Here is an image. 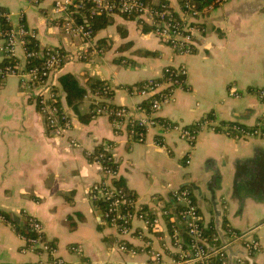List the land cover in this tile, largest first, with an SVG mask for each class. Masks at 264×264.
<instances>
[{
    "label": "crops",
    "instance_id": "1",
    "mask_svg": "<svg viewBox=\"0 0 264 264\" xmlns=\"http://www.w3.org/2000/svg\"><path fill=\"white\" fill-rule=\"evenodd\" d=\"M165 1L180 12L177 0ZM54 2L0 0V10L8 14L10 25L33 30L42 52L49 48L76 57L53 78L60 94L58 80L66 75L80 87L99 82L113 90L110 103L132 116L144 100L130 91L184 64L186 88L174 92L156 119L178 128L194 129L207 119L210 125L199 130L193 146L177 131L164 133L159 127L138 142L126 129L115 133L109 118H91L94 99L87 95L76 111L67 110L71 131L56 138L33 102L38 91L22 88L15 77H0V216L9 222H0V264L39 263L36 255L21 253L19 236L26 233L29 217L41 224L66 264H155L141 251L146 246L170 264L176 252L163 220L158 232L134 220L130 236L121 238L89 200V188L100 180L90 156L108 145L117 164L115 179L149 214L159 209L153 197L169 200L168 184L187 189L204 230L213 227L221 235L231 228L255 237L261 246L255 261L264 264V104L256 94L264 90V0H223L206 10L193 52L185 57H176L151 25L136 17L107 15L108 25L89 42L66 36L52 14ZM17 59L23 62L21 52ZM230 88L239 99L227 96ZM259 124L262 135L248 139H235L223 130ZM181 240L188 242L189 237ZM121 241L138 254L118 252ZM71 247L83 256L74 255Z\"/></svg>",
    "mask_w": 264,
    "mask_h": 264
},
{
    "label": "built area",
    "instance_id": "2",
    "mask_svg": "<svg viewBox=\"0 0 264 264\" xmlns=\"http://www.w3.org/2000/svg\"><path fill=\"white\" fill-rule=\"evenodd\" d=\"M40 0H28L31 4H37ZM182 3V16L176 18L173 14L162 6L159 10L152 9L149 4L141 2V0H78L76 9H81L85 2L94 4L95 9L99 13L122 14L126 16L144 17L149 19L155 25V33L163 41L168 42L172 48L180 50L183 54L191 51L192 36L198 32V23L208 7L203 11L196 9L191 0H180ZM222 1L217 0L216 4ZM72 0H55L52 6V14L55 19L62 22L61 27L66 33L77 35L84 41H91L92 34L85 24H78L75 21L73 12L70 11ZM0 18H4L8 22L9 28H0V56L3 60H16V53L21 50L24 59H34L37 57V51L27 50L26 44L36 39V34L19 24L17 26L10 25V19L7 13L0 10ZM64 25V27H63ZM64 32V33H65ZM62 56V55H61ZM58 52L44 51V60L38 66L27 68L23 75L28 79L27 86L36 84H44L47 74L58 64L61 63L64 56L61 57ZM17 61V60H16ZM18 61L14 67L4 66L0 68V77L4 78L11 75H19ZM170 69V68H168ZM165 69L163 73H169V77L164 80L150 82L140 87L138 96L144 98L149 104L148 112H145L141 106L135 108L133 114L136 119H128L130 112L124 108L109 109L107 105L101 106L96 111H91L96 116L107 115L112 122H117L118 125L123 121L129 124V138L142 142L145 138V133L149 128L157 125L154 114L166 103L171 100L172 93L175 89H181L185 85L187 76L186 69ZM231 97L239 99L240 95L234 88L229 89ZM103 94L106 95L107 88H103ZM47 95L41 94L36 97L37 108L43 116L47 129L52 136L63 137L72 129V122L65 114L58 116L56 107L57 94L46 91ZM257 97L261 104H264V90L256 91ZM100 95V96H102ZM98 93L93 94V98L98 100ZM106 97V96H105ZM104 103H107L106 101ZM132 114V115H133ZM56 115V119L54 118ZM120 119V120H119ZM140 128V132L133 130L134 126ZM209 120H203L197 124V128H178L177 126L167 123H159V128L164 132L177 131L181 139L189 143H193L200 129L208 127ZM214 130L213 125L210 126ZM261 124L255 129L246 131L236 125L224 127V133L234 137L235 139H248L254 136H260ZM104 150L109 154V158H104L103 155L93 158L92 163L99 168L100 180L92 185L88 190L89 200L93 203L102 202L106 204V209L103 212L104 218L108 226L114 228L121 238H126L131 234V224L134 220H140L153 232H158L161 220L167 218L169 211L161 204L158 198L153 197L152 202L159 206L156 215H149L143 207L137 204V199L133 194H124L122 190L112 186V180L117 178V168L114 169L104 167L103 163L107 160L114 162L111 152V146L104 147ZM170 198L174 203L182 209L178 212V223H184L185 234L189 237L187 250H182L179 244V229L171 226L169 230L172 247L176 254L170 264H259L255 261V257L261 252L259 241L255 237H246L245 235L228 228L221 235L212 237L209 241L204 238V228L201 223L197 207L193 202L190 193L187 190H177L171 186H167ZM0 222L9 225L5 217L0 216ZM26 233L20 235L19 238L23 243L21 253H31L39 258L38 264H66V262L57 255V249L46 240L41 224L33 217L25 220ZM179 226V225H178ZM118 252L130 256H136L138 251L136 248L129 247L124 241H121L117 246ZM229 250L235 252V256L229 257ZM70 251L79 257L83 255L77 248H70ZM155 264H164L161 256L148 246L141 250Z\"/></svg>",
    "mask_w": 264,
    "mask_h": 264
},
{
    "label": "trees",
    "instance_id": "3",
    "mask_svg": "<svg viewBox=\"0 0 264 264\" xmlns=\"http://www.w3.org/2000/svg\"><path fill=\"white\" fill-rule=\"evenodd\" d=\"M217 0H191L192 4L195 5L196 9L199 11H203L207 9L210 6H214L215 2ZM223 1V0H220ZM141 2L149 4V6L154 9V10H159L162 6L166 7L167 10H169L174 17L179 18L178 13H176L172 7L169 5V3L165 0H141ZM180 11L183 9L182 8V3L180 0H178ZM78 4V0H72V4L70 6V11L71 13L73 12V16L75 18V21L78 24H85L87 25L88 29L91 31L92 36L100 29L106 27L108 25L107 21V14L105 13H99L97 9H95L94 4L91 2H85L83 6H81V9H76L75 6ZM3 11V10H2ZM125 17V16H124ZM0 28L1 29H6L9 28L8 22L4 20V18H0ZM27 50L29 51H37L38 55L34 59H29L28 63L26 65L27 68H30L32 66H38L41 64L44 60V52H42L36 42L30 41L26 44ZM16 60L8 59V60H2L0 63V68L4 66H12L14 67ZM170 70V69H168ZM169 77V73H163V79L166 80ZM162 79V80H163ZM59 87L61 90V94L59 93L58 89L54 87L51 88V93L57 94V102H56V107L58 109V116H61L65 114L67 117L68 115V108L72 109L73 111H76L77 107L81 104L82 100L84 99L85 96L90 95L93 96V94L98 93V95H102L104 85L99 83V82H92L88 87H80L78 83L76 82L75 78L69 75L63 76L59 78ZM101 106H105L104 104H100ZM141 108L145 110V112H148L149 104L147 101H143L140 104ZM90 117L93 118L95 115L93 113L90 114ZM54 118L56 119V115H54ZM70 118V117H69ZM88 117L83 118L81 117L80 120L83 122L86 121ZM120 120V119H119ZM158 121V123H161L159 119H155ZM239 128H243L246 131L252 130V129H247L241 126H238ZM126 132L128 134L130 128L129 125L127 124L125 126ZM133 130L136 132H140V128L137 127L136 125L133 127ZM103 155L104 158L108 159L109 154L105 152L104 149L102 148H97L95 152L90 156V160L92 161L93 158H97L99 156ZM104 167L112 168L114 169L116 166L115 164L112 163V161L107 160L103 163ZM112 186L116 189H121L124 194H131L122 184L121 181L113 179L112 180ZM182 190H187V189H182ZM189 192V190H187ZM160 201H164V199L159 198ZM96 205H98L101 210L104 212L106 209V204L102 202H95ZM166 209L169 211V215L167 216L166 219H164V222L166 223V226L168 230H170L171 226H175L179 229V244L182 248V250L186 251L187 250V242H183L182 236H186L185 234V226L184 223L180 224L178 223V212L182 209L180 206L176 205L174 201L169 197V200L164 201ZM145 210V209H144ZM147 211V210H145ZM151 215V214H149ZM179 225V226H178ZM204 238L206 240H210L212 237L217 236V231L215 228L210 227L207 230H204L203 232Z\"/></svg>",
    "mask_w": 264,
    "mask_h": 264
},
{
    "label": "rangeland",
    "instance_id": "4",
    "mask_svg": "<svg viewBox=\"0 0 264 264\" xmlns=\"http://www.w3.org/2000/svg\"><path fill=\"white\" fill-rule=\"evenodd\" d=\"M178 1V0H177ZM33 5H36V4H33ZM115 14H118V13H115ZM109 15H113V14H109ZM119 15H121V16H125V17H130V18H135L136 16H126V15H122V14H119ZM178 15H179V18L182 16V13H181V11L180 12H178ZM204 16V15H203ZM136 18H139L142 22H146V23H148V24H150L151 25V27H152V29H153V33L157 36V34L155 33V25L149 20V19H147V18H144V17H136ZM201 22V21H200ZM200 22L198 23V27H199V25H200ZM61 25H62V22H59ZM17 26V25H16ZM63 27H64V25H63ZM62 28V27H61ZM30 30V29H29ZM33 31V30H32ZM62 31H63V28H62ZM34 32V31H33ZM63 32H65V29H64V31ZM66 36H69V37H78L77 35H73V34H70V33H64ZM197 34V33H196ZM196 34L195 35H193L192 36V40H191V46H192V49H191V51H188V53L187 54H183L180 50H177V49H175V48H172L171 46H170V44H168V42H165V41H163L161 38H159L158 36V38H159V40L165 45V46H167L168 48H170L171 50H172V52L174 53V55L176 56V57H185V56H189V55H191L192 54V52H193V48H194V40H195V38H196ZM78 38H80V37H78ZM82 39V38H81ZM86 42V41H85ZM46 51H53V52H58V54H60V56L62 55V56H64V58L62 59V61H61V63L60 64H58V66L57 67H55V68H53L48 74H47V76H46V79H45V83L44 84H36V85H34V86H27L26 84H23V83H28V79L27 78H21V76L20 75H23L25 72H26V70H27V67H26V65H27V61L25 60V59H23V62L22 63H20L19 61H18V63H19V65H20V67L18 68V70H19V75L17 76V75H11V76H6V77H4V78H7V77H15V78H17L18 80H19V84L21 85V87L22 88H24V89H26V90H36V91H38V93L36 94V97H38V96H40L41 94H44V95H47V93H46V91H48V92H51V88L52 87H54L55 85V83H53V78L56 76V74L59 72V70L61 69V67L63 66V64L66 62V61H69V60H73V59H76V57H74L73 55L72 56H70V55H66V54H64L63 52H60L59 50L57 51V50H53V49H47ZM18 52H21V54L23 55V53H22V51L21 50H18L17 51V53H16V60H18L17 59V56H18ZM61 56V57H62ZM23 58H24V56H23ZM181 67H184L185 69H186V72H187V68H186V66L184 65V64H179L178 66H176V67H173L174 69H179V68H181ZM162 78H163V75H162V77L159 79V80H162ZM186 79H187V76H186ZM159 80H155V81H159ZM155 81H149V82H145V83H143V84H141L140 86H138V87H136V88H134V89H132L131 91H130V93H132V94H134V95H137L138 96V91L140 90V87H142L143 85H145V84H148V83H150V82H155ZM185 83H186V80H185ZM104 87L105 88H107V93H106V95H102V96H100L99 98H98V100H95V98H93V96H92V98L94 99L93 101H92V106H93V111H96V110H98L99 108H100V104H104V105H107L108 106V108L109 109H117L118 107H115L114 105H112V103H110V99H111V97H113V90L108 86V85H105L104 84ZM186 87H185V85L181 88V89H175L174 91H173V93L172 94H174V92L176 91V90H184ZM106 96V97H105ZM173 96L174 95H172V97H171V100L168 102V103H166V104H164L163 106H165V105H167V104H169V103H171L172 101H173ZM227 96L228 97H230V98H233V97H231V94H230V91H228L227 92ZM235 99V98H234ZM143 100L144 101H146L144 98H143ZM107 102V103H104V102ZM33 102L35 103V105L37 106V101H36V98L33 100ZM140 106V105H139ZM162 106V107H163ZM162 107L158 110V112L156 113V114H154V118L156 119V115L161 111V109H162ZM120 108V107H119ZM125 109V108H124ZM91 110V111H92ZM127 110V109H126ZM39 111V110H38ZM92 111V112H93ZM40 113V112H39ZM133 114V113H132ZM42 116V115H41ZM96 116V115H95ZM99 116H103V117H106V118H108V116L107 115H104V114H102V115H99ZM135 114H133L132 116H131V114H130V117L128 118V119H130V120H132V119H136L135 118ZM43 117V116H42ZM137 117V116H136ZM111 120V119H110ZM156 122H157V125L156 126H154V127H152V128H155V127H159V123H158V121L156 120ZM164 122H162V124H163ZM46 124V123H45ZM128 124V122L126 123V121H123L122 122V124H120V126L118 125V123L117 122H112L111 121V125H112V127L114 128V132L116 133V132H119L120 130H123V129H125V126ZM129 125V124H128ZM152 128H149L148 130H150V129H152ZM182 129V128H181ZM147 130V131H148ZM147 131H146V133H147ZM146 133H145V136H146ZM66 136V135H65ZM65 136H63V137H65ZM180 136V135H179ZM55 137V136H54ZM63 137H56V138H63ZM180 138H181V136H180ZM145 139V138H144ZM144 141V140H143ZM142 141V142H143ZM195 141H196V139L193 141V143L191 144V143H189L188 142V144H189V146H193L194 144H195ZM113 164H115V162H113ZM117 164H115V166H116ZM99 169V168H98ZM167 186H171L170 184H168ZM166 186V187H167ZM172 187V186H171ZM173 188V187H172ZM156 198V197H155ZM154 248V247H153ZM154 250V249H153ZM79 252H80V250H79ZM81 253V252H80ZM156 253H158L161 257H162V255L159 253V252H156ZM82 254V253H81ZM57 255H58V253H57ZM59 256V255H58ZM130 256V255H129ZM60 257V256H59ZM79 257V256H78ZM132 257H134V256H132ZM61 258V257H60ZM63 259V258H62Z\"/></svg>",
    "mask_w": 264,
    "mask_h": 264
},
{
    "label": "water",
    "instance_id": "5",
    "mask_svg": "<svg viewBox=\"0 0 264 264\" xmlns=\"http://www.w3.org/2000/svg\"><path fill=\"white\" fill-rule=\"evenodd\" d=\"M19 223V222H18Z\"/></svg>",
    "mask_w": 264,
    "mask_h": 264
}]
</instances>
